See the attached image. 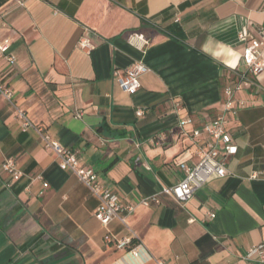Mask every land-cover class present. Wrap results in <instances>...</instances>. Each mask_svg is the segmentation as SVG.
I'll use <instances>...</instances> for the list:
<instances>
[{
	"label": "crops",
	"instance_id": "crops-1",
	"mask_svg": "<svg viewBox=\"0 0 264 264\" xmlns=\"http://www.w3.org/2000/svg\"><path fill=\"white\" fill-rule=\"evenodd\" d=\"M241 31L262 39L264 0H0V42L16 57L9 63L0 52V77L35 125L123 203L137 205L179 184L183 164L199 162L178 128L175 103L197 124L221 113L242 62ZM131 33L146 36V50L128 42ZM83 36L93 50L80 48ZM137 61L150 71L130 95L115 73ZM253 79L238 92L246 106L228 126L239 146L228 175L212 178L186 204L163 196L129 216L147 248L139 258L105 244L99 201L60 169L38 133L21 130L0 95V264H154L148 254L165 264H264L245 258L264 244V72ZM9 158L22 172L18 181L3 170ZM43 183L49 188L40 196ZM108 230L130 235L117 220Z\"/></svg>",
	"mask_w": 264,
	"mask_h": 264
},
{
	"label": "built area",
	"instance_id": "built-area-1",
	"mask_svg": "<svg viewBox=\"0 0 264 264\" xmlns=\"http://www.w3.org/2000/svg\"><path fill=\"white\" fill-rule=\"evenodd\" d=\"M24 1H18L17 6L23 7ZM238 38L246 43L242 62L239 67L234 68L237 80L224 89V106L221 113L212 121L204 124H197L195 119L188 115H181L183 111L179 103H175V111L180 114L178 128L181 134L192 142L194 155L199 159L195 166L183 164L181 167L185 172V178L175 186H163V188L149 198H143L139 204H125L120 197L108 186L98 181V173L80 164L79 156L66 148L52 134L41 126L35 125L29 117L26 109L21 107L16 99L14 89L5 83L0 77V95L10 104L16 113L23 132L35 131L43 141L46 149L52 151L58 160L61 170L72 172L77 176L99 201V206L95 211V218L106 230L104 242L107 246L118 251L127 252L134 258L140 257V249L147 252L144 243L131 229L128 218L135 211L138 205L152 206L160 205L163 196L173 198L179 204H186L195 194L202 189L212 178H225L228 175V161L238 153L239 146L235 136L228 130L229 124L237 119L238 112L246 106V102L237 98L238 92L247 86L254 85V77L264 72V33L262 39H251L244 31L239 32ZM128 42L144 51L150 45V41L142 33H131ZM79 46L83 50L91 51L95 44L89 36H83L79 41ZM11 44L0 42V52L6 57L9 63L16 60L14 54L10 52ZM150 71L149 67L142 61L132 64L125 72H116L115 78L120 88L130 94H136L141 88V78ZM144 114L143 110H138L137 115ZM82 114H78L81 118ZM193 126L192 130H187ZM3 170L8 173L15 181L22 177V172L17 163L12 158L7 159L3 164ZM49 188L48 183H43L39 195L43 196ZM209 219H215L216 214L210 213ZM119 221L129 232L130 235L124 238L113 236L108 228L113 221ZM193 221V220H192ZM135 240L138 242L135 245ZM248 260L264 263V244H259L250 248L245 256ZM148 260L154 264H165L163 260L148 254Z\"/></svg>",
	"mask_w": 264,
	"mask_h": 264
}]
</instances>
